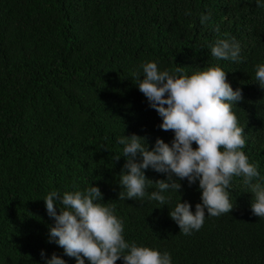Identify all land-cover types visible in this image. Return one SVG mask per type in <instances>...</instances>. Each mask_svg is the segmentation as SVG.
Listing matches in <instances>:
<instances>
[{
	"label": "trees",
	"instance_id": "1",
	"mask_svg": "<svg viewBox=\"0 0 264 264\" xmlns=\"http://www.w3.org/2000/svg\"><path fill=\"white\" fill-rule=\"evenodd\" d=\"M202 14L210 15L205 24ZM230 37L241 44V62L211 53L217 39ZM152 60L189 75L216 65L228 71L244 96L234 109L244 151L264 176V88L254 82L264 63V7L255 0H0V264H38L41 249L63 255L49 243L54 221L43 198L91 183L102 203L115 204L126 240L168 251L173 264H264V218L253 215L242 177L229 190L232 211L206 215L189 235L169 210L181 197L194 211L198 183L180 181L165 206L120 200L118 137L135 133L151 147L174 136L136 85L134 73ZM146 176L166 178L151 168Z\"/></svg>",
	"mask_w": 264,
	"mask_h": 264
},
{
	"label": "clouds",
	"instance_id": "2",
	"mask_svg": "<svg viewBox=\"0 0 264 264\" xmlns=\"http://www.w3.org/2000/svg\"><path fill=\"white\" fill-rule=\"evenodd\" d=\"M255 3L264 7V0ZM209 19V14H202L200 23ZM215 31H220L219 25ZM241 52L235 37L217 39L211 46L218 60L241 62ZM227 73L216 65L189 75L183 66L165 69L155 60L141 64L134 73L139 90L162 118L159 127L171 130L174 136L170 143L157 137L151 147L145 137L135 133L118 137L123 154L116 159L125 158L118 181L124 191L119 198H147L165 206L171 193L182 188L180 181L186 179L189 186L198 183L201 196L194 211L181 197L169 210L185 235L199 230L206 215L232 211L235 205L229 190L234 177H242L250 188L253 215L264 218V176L244 151L247 136L234 110L244 99L243 92L233 88ZM254 82L264 88V63L255 66ZM149 168L166 178L153 181L146 176ZM153 184L156 190L149 192ZM103 198L100 187L92 183L83 190L47 193L43 200L54 221L48 240L62 248L63 255L53 252L49 257L41 249L38 264H68L65 256L74 258L75 264H116L118 260L123 264H173L168 251L126 240L124 221L116 214L115 204L102 203Z\"/></svg>",
	"mask_w": 264,
	"mask_h": 264
}]
</instances>
